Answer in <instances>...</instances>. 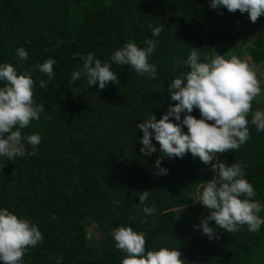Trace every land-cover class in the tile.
Masks as SVG:
<instances>
[{
    "label": "trees",
    "instance_id": "obj_1",
    "mask_svg": "<svg viewBox=\"0 0 264 264\" xmlns=\"http://www.w3.org/2000/svg\"><path fill=\"white\" fill-rule=\"evenodd\" d=\"M149 24L163 25L158 38ZM146 39L157 40L149 56L156 78L111 62L127 41L143 48ZM20 47L29 53L27 60L17 56ZM193 47L201 60L231 51L264 69V15L253 23L247 13L211 8L210 0H0V64H12L18 74L29 72L33 99L45 105L40 119L21 130L40 136L37 154L15 160L0 156V210L31 220L44 237L26 251L22 264H122L126 253L111 235L120 225L144 232L147 250H180L184 264H264V225L256 233L246 225L232 233L216 229L212 239L196 227L210 211L193 196L215 174L216 159L206 165L190 152L165 157L161 167L168 172L156 175L161 153L154 134L158 151L140 152L138 125L152 114L161 119L176 103L168 87L190 71L184 61ZM89 52L111 64L119 84L101 90L98 82L87 85L83 74L69 82ZM48 58L56 61L54 76L41 88L49 77L34 66ZM257 109L264 111V101L253 100L252 112ZM191 114L201 118L198 109ZM247 119V142L216 158L246 165L254 199L264 205V132L251 124L252 113ZM144 190H149L147 205L156 208L152 215L139 204ZM259 215L264 218V208ZM91 228L95 237L88 233Z\"/></svg>",
    "mask_w": 264,
    "mask_h": 264
},
{
    "label": "clouds",
    "instance_id": "obj_2",
    "mask_svg": "<svg viewBox=\"0 0 264 264\" xmlns=\"http://www.w3.org/2000/svg\"><path fill=\"white\" fill-rule=\"evenodd\" d=\"M210 7L247 13L253 23L264 15V0H210ZM148 28L156 38L163 31V25L153 27L149 24ZM144 43L146 47L141 48L136 42L127 41L111 55V62L129 65L138 75L156 78L157 67L149 62V56L156 50L157 40L146 39ZM197 49L193 47L184 61L190 71L181 73L169 84L168 93L176 103L169 105L161 119L157 120L152 114L145 123L138 125L143 132L140 152L150 156L158 151L152 143L154 134L161 153L155 164L156 175L167 174L168 169L161 167L165 157L183 158L190 152L206 165L216 159V163L211 165L215 174L201 183L193 196L196 203L210 211V215L201 218L200 225L196 227L201 228L209 239L215 236L216 229L232 233L245 225L250 232L256 233L264 225V218L259 215L264 205L254 199L257 192L245 178L246 165L237 162L228 165L216 157L217 154L238 151L247 142L250 137L247 117L250 113L251 124L257 131L264 132V111L257 109L252 112V102L261 94L260 81L248 62L231 51L225 55H206L201 60ZM16 53L20 59H28L29 53L23 47ZM82 60V68L71 74L70 83L79 80L83 74L87 85L98 82L101 90L110 82L119 84L109 62H102L91 52ZM55 63L53 58H48L34 66V70L39 69L49 77L47 82H40L41 88L51 82ZM0 82H3L0 87V156L10 160L25 155L35 156L40 136L22 135L21 132L33 120L38 121L45 111V105L36 104L33 99L34 81L29 72L18 74L12 64L3 63L0 64ZM194 109L199 110L201 118L191 114ZM185 126L187 133L183 131ZM25 141L32 146V151L26 150ZM148 196L149 190L142 191L139 204L144 205L141 210L145 215H152L156 208L154 204L147 205ZM210 221H215V227L210 226ZM111 235L116 242L115 247L126 253L122 264H184L180 250L167 247L147 250L145 233L130 226L120 225L111 231ZM43 239L38 225L31 220L21 219L6 208L0 210V261L3 264H22L26 251L35 248Z\"/></svg>",
    "mask_w": 264,
    "mask_h": 264
},
{
    "label": "rangeland",
    "instance_id": "obj_3",
    "mask_svg": "<svg viewBox=\"0 0 264 264\" xmlns=\"http://www.w3.org/2000/svg\"><path fill=\"white\" fill-rule=\"evenodd\" d=\"M246 60L252 70L256 73L257 79L260 81V85L264 86V69L262 65H253L250 59H243ZM256 101L262 103L264 101V88L261 90V94L255 99ZM262 111V109H261ZM88 233L91 237H95L96 233L94 232L93 228L88 230Z\"/></svg>",
    "mask_w": 264,
    "mask_h": 264
}]
</instances>
